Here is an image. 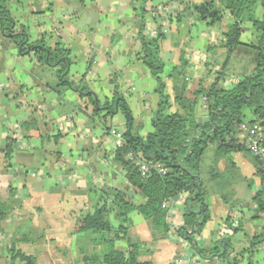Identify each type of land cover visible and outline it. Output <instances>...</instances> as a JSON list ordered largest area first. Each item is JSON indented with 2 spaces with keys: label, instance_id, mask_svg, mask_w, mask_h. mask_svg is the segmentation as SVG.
<instances>
[{
  "label": "crops",
  "instance_id": "0c3cea01",
  "mask_svg": "<svg viewBox=\"0 0 264 264\" xmlns=\"http://www.w3.org/2000/svg\"><path fill=\"white\" fill-rule=\"evenodd\" d=\"M133 1L8 0L7 4L32 41L45 38L50 46L60 43L70 52L71 80L94 93L98 105L113 103L118 85L133 115L131 129L145 136L152 131L151 121L159 98L150 71L137 60L141 21ZM208 1L187 2L192 8ZM185 6L179 0H154L149 8H153L157 23L148 16L147 32L155 37L157 25H163L166 37L160 59L166 64L168 75L180 65L183 55L188 63L186 80L191 97L200 84L211 86L222 70L226 52L215 50L211 54L209 47L222 42L225 27H207ZM180 13L183 16L178 22ZM226 21H231L230 14ZM244 27L241 41L255 42L257 35L251 24ZM212 55L210 71L207 63ZM239 80L237 76H226L219 86L229 90ZM165 81L168 93L173 95L174 82L168 78ZM58 84L54 70L37 63L33 55L21 56L17 46L0 32V204L9 209L4 232L0 233V246L12 238L11 245L17 240L25 244V251L20 245L21 250L37 255V264H84V255H102L111 246L101 239L108 235L95 234L94 238L92 232L76 234V222L92 214L104 201L112 205V193L117 190L127 191L136 206L145 203V198L133 192L126 168L116 161V151L122 147L118 135L123 136L127 130L125 117L119 113L104 126L98 117H89L93 108L86 97L70 89H55ZM202 112L207 113L205 100ZM9 141L14 144L11 158L6 160ZM210 155L213 160L208 166ZM231 157L240 175L229 188L234 191L233 210L203 176L205 173L210 178L209 171L216 165L215 148H210L204 157L202 180L206 184L210 220L196 242L210 252L216 243L231 240L228 247L230 256H234L250 247L249 237L263 232L264 218L252 217L256 209L254 198L264 186V174L251 157L243 153ZM217 168L225 172L227 160L219 161ZM166 207L170 231L163 238L156 234L150 221L136 210L130 211V236L141 247L139 261L212 264L213 258H202L179 235L188 210V196L176 197ZM229 217L234 228L243 224V235L227 228ZM111 221L116 227L121 224L114 215ZM29 232L35 233V244L26 234ZM114 247L126 249L123 241H117ZM94 250L100 254H93ZM261 256L264 244L258 247L254 264H264ZM2 257L1 254L0 263Z\"/></svg>",
  "mask_w": 264,
  "mask_h": 264
},
{
  "label": "trees",
  "instance_id": "16d2710c",
  "mask_svg": "<svg viewBox=\"0 0 264 264\" xmlns=\"http://www.w3.org/2000/svg\"><path fill=\"white\" fill-rule=\"evenodd\" d=\"M153 1H133L134 10L141 21L137 37V60L150 71L156 82L155 92L159 98L151 121L152 131L140 136L131 129L133 115L125 98L120 95L118 85L113 103L98 105L94 93L77 86L71 80L70 68L73 61L70 52L60 43L50 46L45 38L32 41L25 26L14 19L8 0H0V32L17 46L21 56L33 55L37 63L55 71L59 80L55 89H70L86 97L93 108L89 117H98L104 126L108 119H113L119 113L127 122V130L122 136L123 146L116 151V161L126 168L130 187L134 193L145 198V203L136 206L129 199L127 191L117 190L112 193V205L104 201L92 214L81 217L74 227L76 234L92 232L108 235L101 239L111 246V250L105 254L84 255L82 262L151 264L139 261L141 247L130 236V211L134 209L145 220L150 221L156 234L163 238L170 231L166 203L187 195L188 210L179 235L189 241L202 258H213L212 264H243L244 260L246 264H254V255L258 247L264 244V229L260 235L248 238L250 247L246 251L234 256H230L231 240L218 242L212 251L206 252L198 245L196 238L210 220L206 184L202 180V165L210 148H215L216 151V165L209 171L211 180L218 185L214 193L220 196L230 210L236 207V203L233 202L234 191L229 188L240 178L231 156L243 153L251 157L253 164L264 174L262 163L251 154L239 131L241 126L252 127L256 123L264 126V0H210L192 8L188 0H179L186 4L185 10H191L200 23L213 29L225 27L222 42L209 47L211 54L215 50L226 52L222 70L211 86L204 87L200 84L191 97L188 96L186 80L188 63L184 61L183 55L180 65L173 67L168 75L166 64L160 59L162 43L166 37L163 25H157L155 37L148 35V16L157 23L153 8H149ZM227 14L231 15L230 22L226 21ZM182 16V13L177 15L178 22H181ZM246 24H251L256 32L255 42L245 44L241 41ZM213 61L214 57H210L207 63L209 69ZM226 76H237L240 80L234 87L226 90L219 86ZM166 78L174 82L173 95L167 91ZM200 99L206 102L208 122H204V118L199 122L195 114ZM13 144V141H9L7 145L6 160L11 158ZM129 154L134 155V161L126 159ZM223 159L227 160L228 168L225 172H220L217 165ZM140 165H147L148 172L143 173ZM254 201L256 209L252 220L264 218V186ZM199 206L201 213L196 214ZM112 215L121 220L118 227L112 223ZM8 216V207L0 204V233L4 232L3 223ZM231 220V217L227 219V228L233 233L240 232L243 224L239 223L234 228ZM117 241L125 243L124 251L114 247ZM18 244L19 241L16 240L9 249L11 264L17 261L37 264V258L21 250Z\"/></svg>",
  "mask_w": 264,
  "mask_h": 264
},
{
  "label": "built area",
  "instance_id": "2783aa9c",
  "mask_svg": "<svg viewBox=\"0 0 264 264\" xmlns=\"http://www.w3.org/2000/svg\"><path fill=\"white\" fill-rule=\"evenodd\" d=\"M239 131L241 132V137L244 139V143L250 150L251 154L259 159L264 170V126H262L261 123H256L252 127L241 126ZM118 138L122 141L120 145L123 146L122 136L118 135ZM126 159L128 161H134L135 157L133 154H129ZM140 170L143 173H147L149 168L147 165H140Z\"/></svg>",
  "mask_w": 264,
  "mask_h": 264
},
{
  "label": "rangeland",
  "instance_id": "374dc122",
  "mask_svg": "<svg viewBox=\"0 0 264 264\" xmlns=\"http://www.w3.org/2000/svg\"><path fill=\"white\" fill-rule=\"evenodd\" d=\"M212 160H213V156L210 155V158H208V160H207L208 161V164H207L208 166H210L212 164ZM203 176H204V179L206 180V182L208 184L211 182V186L215 187L216 190L218 189V185L216 184V182L211 181V178L207 177V175L205 173H204ZM211 190L213 191V189H211ZM245 191L248 192L249 190L245 189ZM26 234H28L31 237V239L33 240L32 241L33 244H35L36 243V242H34L36 240L35 239V233L29 232V233H26ZM238 235L241 236L243 234H242V232H239ZM96 237H97V235L94 236V238H96ZM12 240H13L12 238H10V239L7 238L6 241H4L3 244L0 246V249H2L0 251V253L3 255L2 259H1L2 263H0V264H11V261H10L11 257H10V253H9V248H10ZM20 245H21V249H23L25 251V244L20 242L19 247H20ZM32 247H34V246H32ZM28 254H31V255L35 256L36 258H38L36 254L32 253V251L28 252ZM93 254H100V251L94 250ZM255 256H256V253H255L254 258H253V263H254ZM247 257L248 256H246V258ZM263 257L264 256H261L262 260H263ZM15 264H23V263H21L20 261H17V262H15Z\"/></svg>",
  "mask_w": 264,
  "mask_h": 264
},
{
  "label": "water",
  "instance_id": "95a60500",
  "mask_svg": "<svg viewBox=\"0 0 264 264\" xmlns=\"http://www.w3.org/2000/svg\"><path fill=\"white\" fill-rule=\"evenodd\" d=\"M203 105H204V100L200 99L198 105L195 108V114H196L199 122H201L203 118H204V122H208V120H209L208 113L202 112ZM200 213H201V211H200V207H199V210L196 212V214H200Z\"/></svg>",
  "mask_w": 264,
  "mask_h": 264
}]
</instances>
